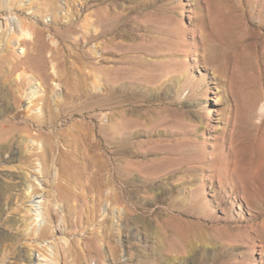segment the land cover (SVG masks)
<instances>
[{
	"label": "rangeland",
	"instance_id": "374dc122",
	"mask_svg": "<svg viewBox=\"0 0 264 264\" xmlns=\"http://www.w3.org/2000/svg\"><path fill=\"white\" fill-rule=\"evenodd\" d=\"M66 1H54L59 16L73 17L64 37L53 34L57 50L48 30L64 29L68 19L57 24L44 0H26L21 12L12 1L10 12L45 31V64L33 69L55 86L59 64L75 99L52 123L47 114L41 123L31 119L21 96L27 85L16 80L25 51L17 48L0 65V133L17 127L11 137L23 154L25 127L57 133L54 143L59 134L90 132L96 146L86 147V158L95 169L105 164L113 183L101 188L92 224L66 228L58 202L59 213L40 225L17 178L38 187L36 201L47 204L61 166L42 180L34 158L27 169L0 151V264H35L29 254L53 264H264V0H71L69 11ZM9 17L0 5V37ZM83 151L79 145L76 155L85 163ZM114 192L117 204L107 200ZM117 207L126 212L123 235L113 238L121 247L116 262L101 241L103 259L93 250L81 262L80 247Z\"/></svg>",
	"mask_w": 264,
	"mask_h": 264
},
{
	"label": "bare ground",
	"instance_id": "6f19581e",
	"mask_svg": "<svg viewBox=\"0 0 264 264\" xmlns=\"http://www.w3.org/2000/svg\"><path fill=\"white\" fill-rule=\"evenodd\" d=\"M12 1H17V3H19V6L15 8V11L21 12L26 0H8L7 2L6 0H4V2H0L3 12H8V14L10 15L9 19L4 23L6 31L1 33L0 37V65L6 64L8 59L15 55L17 48H22V50L24 49V59L21 58L17 60V69H22L23 72L17 74L16 80L19 81L20 79L21 83L27 85V89L25 90V92H22L23 95L21 94L26 104L27 114L30 115L29 117H31V119L36 120V122L40 123L45 117V114H47L49 122L52 123L64 109V107L71 104V100L75 99V97L70 91L67 92L66 88L64 91V87L62 84L64 79L63 75L56 70L58 69L59 64L55 63L52 65V69H55L56 71L53 72L55 73L54 75L56 77V80H51L52 82H58L55 84V86H45V78H43L40 73L34 71L33 66L40 65L39 67H44L43 65L45 64L43 51L39 49V43L44 36L45 31L38 28L35 23L30 22L26 18L16 15L15 13L12 14V12H10V3ZM54 1L55 0H44L47 5V11H50L52 14H54L55 22L57 24H60L63 19H68L67 23L62 24V26H64V29L59 28L57 29V31H54L53 28H50L48 30V32L50 33V41L54 45V48H56L57 50V42L59 38L56 35L53 36V34L57 33L61 37H64L65 33L72 29L71 23L73 22V17L72 15H68V12H66L63 17L59 16V13L63 10V7L59 8L57 3H55ZM66 4L68 8L67 11L73 8V2L71 0H67ZM33 5V3H30L29 7H32ZM83 9L84 8L81 7L77 13H82L84 11ZM92 37L93 35L86 38L87 43L89 39H92ZM26 65L27 67H25ZM28 70L31 72L30 75L25 73ZM46 78H48V75H46ZM60 87L62 89V93L58 92V90L56 89ZM49 94H51V96H48ZM52 104L56 107V109H58L57 112H54L52 110ZM35 109L38 111L37 114L33 113V110ZM24 130V132L27 133V137L25 143V152L22 154L17 144L14 140H12L13 138L11 137V135L18 131L17 127L13 126L11 128L2 129L0 133V151L7 152V154H9L6 155L4 159L8 158L10 160H14L18 155L17 157H20L19 160L23 167L31 169L35 167L32 166L33 164L30 161L32 158H34V160L38 163V169H34L37 170V172L34 173L37 177H40L41 175L42 180L43 178L52 176L51 174L54 166H61L59 167V169H57L58 172L56 171V175L52 180L53 182L49 185V187L53 189H50L48 191L44 190L46 191L45 194L48 199L47 202L45 201L47 204L41 201H36V199L39 200V198L42 197H37L39 194H41V191H39L38 187L34 186L33 184L30 185L28 181L23 180L21 177L17 178L18 189H22L27 194L26 202L31 203V205H33V207L35 206L38 211V215L36 217H38V219L41 218V220H38L37 222L40 223V225H44L53 211L58 214L59 204L56 203L59 202L62 205L61 212L65 214L64 217L66 218V221L64 223L66 228H80L81 223L84 225L92 224L95 221L98 209H100L101 207L100 205L104 201L102 195L99 192L101 188L112 184L113 178L111 177L105 164H103L102 168L95 169V167L93 166L94 164H90V161L86 158V147L94 148L96 146V143H92L88 140L90 132H76V135H74V133H67L65 135L59 134L60 137H57L58 140L54 143V139L56 138L55 136L57 135V133L43 134L42 132H38L33 134L31 129H29L28 127H25ZM61 142H64V145H66L70 150H62L60 148ZM6 143H8L7 146L5 145ZM79 145H82L84 147V151L82 152V154L83 159L87 160V162L85 163L80 161V158L76 155ZM55 150H58V155L50 162L49 157L52 156V153L54 154ZM107 175H109L108 178ZM36 180L38 179L36 178ZM73 183L78 185L82 190L80 192L74 191L72 185ZM53 190L58 192V194L55 195ZM93 194H95L96 196V200L93 201V204L87 205L83 202L82 205L77 204L78 202L85 200L86 197H90ZM108 198L110 200L112 198V200L116 204L120 202L119 193L117 192H114L110 197L108 196L107 200ZM83 207L85 208V210L83 209ZM116 210L117 214L114 215L113 213V218L111 221H109V219L105 217V219L100 223L101 232H90L89 238L86 239L85 244L83 243L84 239H82V245L84 244V247H80L81 254H83L82 259L80 260L81 262L93 259V250L97 251V254L99 253V258L103 259V255L101 254L102 248L100 245V241L110 249L113 260L116 262L118 258V252L120 251L121 247L117 242L113 241V238L115 237V231L118 234L123 235L124 230L122 222L124 220L123 218L126 212L120 207H117ZM73 218L74 221L72 220ZM115 219L116 223L114 221ZM109 222H111V224H109ZM88 242L94 244V246L90 248L92 245H88ZM72 246V249L75 252L79 250L76 249L75 245ZM31 256L32 255L29 254V256L27 257L29 259V262L31 263L34 262L35 264H53V262L51 261L52 259H48L43 254L40 255L42 256V259L31 258Z\"/></svg>",
	"mask_w": 264,
	"mask_h": 264
}]
</instances>
